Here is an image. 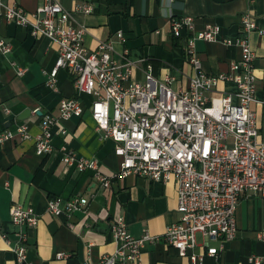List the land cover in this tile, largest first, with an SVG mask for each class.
<instances>
[{
    "label": "crops",
    "instance_id": "obj_1",
    "mask_svg": "<svg viewBox=\"0 0 264 264\" xmlns=\"http://www.w3.org/2000/svg\"><path fill=\"white\" fill-rule=\"evenodd\" d=\"M4 4L20 6L34 12L44 0H2ZM76 24L86 28L84 44L94 50L100 41L114 43L113 57L124 50L133 62L131 77L142 82L148 64L156 78L173 76V88H185L192 68L185 58L182 40L173 37L170 19L190 15L194 31L206 23L220 26L217 40L195 41L202 69L208 74L228 70L229 62L239 57V49L226 46L222 40L240 34V14L249 11L258 25L248 34L253 51L256 76L255 101L250 104L257 125L264 137V0H60ZM87 5L85 13L77 7ZM123 32L124 42L116 37ZM0 41L10 50L0 47V132L13 129L24 122L32 134L40 130V116L58 114L63 98L76 97L71 73L58 70L56 87L45 84L46 72L54 66L58 45L43 34L33 36L27 28L16 25L0 15ZM17 68L23 73L17 75ZM235 84L219 82L209 97L233 92ZM83 104L81 116H71L54 127L52 149L43 155L35 152L32 140L12 138L0 142V264H20L12 250L17 235L26 236V257L22 264H86L98 261L114 252L116 243L111 237L109 224L118 216L125 219L134 236L144 230L162 236L166 227L177 220V185L153 181L145 176L111 177L118 169L120 157L115 155V142L97 130L90 114L91 96H78ZM234 100V99H233ZM29 109L23 120L21 113ZM63 151H72L98 161L102 176L110 177V185L103 188L92 171L78 172L60 162ZM80 195L87 198L85 212H77L67 225L65 216H52L46 204L52 196L69 198ZM31 206L38 215L34 227L17 225L10 217L11 206ZM237 230L231 240L217 239L210 246L217 248L214 255H206L202 264H252L250 256L264 255V243L256 233L262 226V202L258 195L246 192L240 196L236 210ZM2 233L6 234L7 241ZM195 252H206L202 236L196 234ZM66 253L57 258L56 253ZM140 264H189V255H181L161 237L147 242L140 251Z\"/></svg>",
    "mask_w": 264,
    "mask_h": 264
},
{
    "label": "built area",
    "instance_id": "obj_2",
    "mask_svg": "<svg viewBox=\"0 0 264 264\" xmlns=\"http://www.w3.org/2000/svg\"><path fill=\"white\" fill-rule=\"evenodd\" d=\"M77 8L85 13L92 11L87 5ZM0 15L27 28L33 36L43 34L58 45V56L46 72L45 84L55 88L58 70L65 68L73 77L77 94L60 101L57 115H41L37 134H32L26 123L19 122L13 129L0 132L1 143L12 138L32 140L38 155L50 152L54 127L59 126L65 133L60 122L82 115L84 107L78 96L86 94L92 98L89 109L96 129L115 142L114 153L120 157L119 167L111 177L134 174L157 182H176L178 217L162 236L148 230L134 236L125 219L118 216L109 224L116 243L114 252L86 264H140L141 248L160 237L181 255H189V264H202L206 255L217 253V248L210 246L211 241L235 237L236 210L240 196L246 192L261 199L262 226L256 237L264 243V137L250 107L255 101L256 76L248 38L258 25L249 11L240 14V34L222 40L226 46L238 48L239 57L229 62L227 71L217 74L202 69L195 41L217 40L220 26L206 23L195 32L192 16L171 17L172 35L182 40L185 58L192 68L187 86L176 89L172 86L173 76L156 78L150 64L144 71V81L133 80V62L126 56L127 51L118 54L122 60L119 62L113 57L115 48L110 40L100 41L94 50H89L84 44L86 28L73 22L60 0H44L41 7L30 13L0 0ZM116 37L119 42L125 41L121 31ZM0 47L10 50L2 41ZM23 71L17 68V75ZM224 81L234 83L235 90L218 97L206 94L214 92L217 84ZM60 162L78 172L92 171L103 188L110 185V177L100 174L95 158L63 151ZM87 203V198L80 195L52 196L46 211L52 216H65L67 225L73 228L70 219L77 212H85ZM10 217L15 224L26 227H34L38 222L31 206H11ZM197 233L202 236L206 252L194 251ZM16 235L12 250L22 264L26 236L23 231ZM2 236L9 241L5 233ZM55 256L65 258L67 254L58 252ZM249 261L264 264V255L250 256Z\"/></svg>",
    "mask_w": 264,
    "mask_h": 264
},
{
    "label": "water",
    "instance_id": "obj_3",
    "mask_svg": "<svg viewBox=\"0 0 264 264\" xmlns=\"http://www.w3.org/2000/svg\"><path fill=\"white\" fill-rule=\"evenodd\" d=\"M30 113L29 109L24 110L21 115L19 116V119L23 120L27 117V115Z\"/></svg>",
    "mask_w": 264,
    "mask_h": 264
}]
</instances>
